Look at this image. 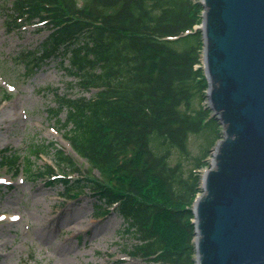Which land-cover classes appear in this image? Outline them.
Listing matches in <instances>:
<instances>
[{
	"label": "trees",
	"instance_id": "16d2710c",
	"mask_svg": "<svg viewBox=\"0 0 264 264\" xmlns=\"http://www.w3.org/2000/svg\"><path fill=\"white\" fill-rule=\"evenodd\" d=\"M198 1L4 0L1 12L8 31L36 20L50 30L35 50L39 56L30 59L31 51L18 56L25 72L60 57L80 91L90 94H55L57 106L49 114L91 169L70 183L68 174L85 172L52 143L51 159L63 174L56 181L64 192L88 188L98 214L113 207L135 238L123 252L147 264H195L190 207L200 192L198 172L221 138L211 112L194 107L196 100H206L208 89L198 67L203 48L202 33L194 31L202 22ZM203 133V154L187 174L179 162L170 165L173 151L188 155L189 137ZM18 159L14 153L1 162L15 165L16 174ZM54 171L46 166L42 173Z\"/></svg>",
	"mask_w": 264,
	"mask_h": 264
},
{
	"label": "rangeland",
	"instance_id": "374dc122",
	"mask_svg": "<svg viewBox=\"0 0 264 264\" xmlns=\"http://www.w3.org/2000/svg\"><path fill=\"white\" fill-rule=\"evenodd\" d=\"M3 4L0 0V158L16 150L19 169L18 175L12 176L0 165V264H147L123 254L135 238L126 231L122 216L112 210L98 214L95 197L88 189L70 198L64 195L61 183L40 175L46 166H53L48 148L52 143L71 153L85 172L69 175L71 180L82 179L91 170L72 152L56 130L55 117L49 114L50 108L57 106L56 93L73 97L90 94L80 91L77 79L60 57L51 56L25 72L18 56L26 51H31L30 59L39 56L35 50L49 31L35 24L8 32L1 13ZM205 98L202 104L196 100L194 107L206 106ZM206 138V133L190 136L188 155L173 151L170 165L179 162L187 174L195 159L202 156ZM37 149L43 151L32 154ZM26 159L30 161L29 172L25 171Z\"/></svg>",
	"mask_w": 264,
	"mask_h": 264
},
{
	"label": "water",
	"instance_id": "95a60500",
	"mask_svg": "<svg viewBox=\"0 0 264 264\" xmlns=\"http://www.w3.org/2000/svg\"><path fill=\"white\" fill-rule=\"evenodd\" d=\"M207 102L221 127L194 215L196 264H264V0H199Z\"/></svg>",
	"mask_w": 264,
	"mask_h": 264
}]
</instances>
